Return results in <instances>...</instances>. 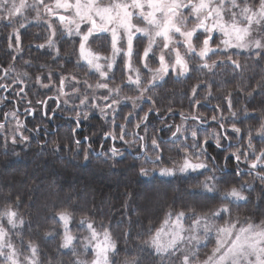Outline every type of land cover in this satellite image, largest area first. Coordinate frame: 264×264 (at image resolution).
<instances>
[{
	"label": "snow or ice",
	"instance_id": "snow-or-ice-1",
	"mask_svg": "<svg viewBox=\"0 0 264 264\" xmlns=\"http://www.w3.org/2000/svg\"><path fill=\"white\" fill-rule=\"evenodd\" d=\"M26 12L35 13L36 26L46 33L43 42L34 47L42 50L40 55L50 59L59 71L47 63L33 70L31 60L24 61L23 72L16 71L17 56L22 58L25 51L22 37L33 26ZM0 26L10 29L5 40L13 62L7 67L0 65L4 73L0 80L11 77L12 83L26 86L32 80L31 86L55 91L46 99H29L21 113L12 100L19 97L23 101L29 93L23 87L17 91L11 84L0 83V89L15 93L12 99L0 97V103L10 107L9 111L0 109V148L5 155L10 146L18 155L14 146L30 145L41 134V128L28 127L27 117L34 120L40 115L50 120L62 104L64 110L74 113L69 143L63 147L72 150L74 146L77 155L83 152L84 161L94 153L105 161L119 162L125 156L118 146L122 144L138 153L136 160H142L140 176L204 177L197 185L199 191L190 193L195 202L180 209L170 208L151 237V248L162 264L165 260L170 264H264V219L256 222L250 216L241 219L234 215V210L251 203L254 182H260L264 194V107L256 115L242 103L259 96L264 105V75L252 87L245 80L248 65L241 62L243 57L264 65V0H0ZM96 40H102L103 45L94 50ZM66 64H72L75 70H69ZM228 69L233 80L239 82L216 97V77ZM194 72L203 79L195 77L197 82L190 93H183L187 111L183 105L176 110L173 100L166 102L157 90L170 81L180 82L182 77L191 80ZM213 99L218 102L208 108ZM48 101L56 108H50ZM200 109L211 114L205 115ZM97 113L103 121L99 152L92 147L97 142L93 139L96 133L79 137L78 132ZM176 117L179 123L168 122ZM246 120L258 121L259 126L245 128ZM51 143L53 152L61 151L60 141ZM212 143L225 152V167L234 164V179L217 175L224 168L208 152ZM47 144L45 141L42 148ZM168 145L179 156H169L170 165L165 160L171 150ZM19 206L17 196L14 204L0 207V264H43L39 245L34 240L25 243L22 238L31 224H27ZM52 213L53 227L44 235L55 239L59 234L55 225L62 228L58 254H70V264H115L120 251L118 237L108 227L101 224L98 228L83 216L79 223L87 234L78 246V237L70 227L73 212L69 207H54ZM213 234L215 246L201 259L199 249L207 246L203 242ZM123 235L127 241L128 234ZM89 254L90 260L81 258ZM48 264L62 262L51 258ZM124 264L141 261L129 254Z\"/></svg>",
	"mask_w": 264,
	"mask_h": 264
},
{
	"label": "trees",
	"instance_id": "trees-1",
	"mask_svg": "<svg viewBox=\"0 0 264 264\" xmlns=\"http://www.w3.org/2000/svg\"><path fill=\"white\" fill-rule=\"evenodd\" d=\"M37 30H42V28L35 24L22 37V44L26 43V45H23L25 51L22 58L18 56L15 61L19 68L16 67L17 70L23 72L26 68L24 61L31 60L33 70L41 64L47 63L51 69L59 71L50 59L40 55L42 50H38L32 44L37 40L35 33L43 36ZM5 36V29L0 28V65L7 67L11 63V58L7 54ZM29 45H33L31 53L28 51ZM65 50L69 51L70 49L66 48ZM241 62L248 65V71L245 72L246 82L255 87L256 81H259L264 75V65L254 64L251 59L245 60L243 57ZM71 65L66 64L65 66L69 70H75L73 65L72 68L70 67ZM117 73L119 77V72ZM3 75V71L0 70V76ZM192 76L194 78L191 80H185L182 77L180 82L170 81L163 89L157 91L165 97L166 102L168 99L173 100V107L176 110H180L183 105L184 110L187 111V100L184 99L183 93L186 91L190 93L191 86L197 82L195 77H200V74L194 72ZM200 78L203 79V77ZM216 79L217 84L214 88L216 97H222L239 82L233 80L231 69L221 70V75L217 76ZM1 82L6 81L0 80ZM27 85H16L18 89L23 87L25 92L29 93L23 100L24 103H27L29 99L35 101L53 96V92L40 89L38 85L31 86L32 80H28ZM2 91L4 90L0 89V92ZM203 95L201 93L202 97ZM217 102L213 99L207 107L211 108ZM12 103L15 104L13 100ZM48 103L50 108H56V104L52 101H48ZM242 103H247L249 111L256 115H260L261 108L264 107L259 96L250 102L242 100ZM0 107L4 111L7 109L2 103H0ZM60 108L62 109V105ZM58 109L56 108V111ZM200 111L204 110L200 109ZM50 114L51 112H49V116ZM204 114L210 115L211 113L204 111ZM44 119V117L37 115L34 120L32 117H28L27 121L30 128L34 125L40 128L41 124L45 122ZM178 120L179 117H176L174 123H178ZM46 121L52 122L47 118ZM102 123L103 121L98 118V115L91 117L88 121V129L92 133L89 136L96 133L93 139L97 142L93 143V146L97 148ZM153 123L156 124V121L154 120ZM258 126V121L253 120H246L243 125L245 128ZM58 129V131H53L47 147L44 148H42L44 144L42 143L44 140L42 134L39 135L37 141H31L30 145L20 143L14 146V152L18 155L13 154L12 146H10L7 155L0 148V207L9 203L14 204L17 196L20 197L19 211L27 224H31V229L26 228L22 233L25 243L34 240L39 245L43 264H48V260L51 258L61 260L62 264H70L72 259L70 254H58L62 228L55 225L56 232L59 233L55 239L44 235L53 227V208L69 207L74 215L70 227L78 237L76 241L78 246L87 234L80 227L79 222L83 216L87 215L95 226L99 228L103 224L113 232L114 237H118L117 244L120 251L115 258V264H124V260L129 254L139 259L141 264H162L160 256L151 248V237L161 227L165 213L170 208L180 209L185 204L191 205L195 202L190 193L199 191L197 185L204 180V177L200 176L197 179L195 174L192 175V178H185L181 174H177L176 177H160L158 174L143 177L138 174L142 160H136L130 153H126L119 162L105 161L104 158H98L93 153L86 162L83 159V152L77 155L74 146L72 150L63 147V144L69 143L71 127L68 122H62ZM208 131L211 132L212 129H208ZM86 132L88 135L89 131ZM52 141H60L61 151L53 152ZM168 148L171 150L166 153L165 160L170 165L171 160H168V157L179 159V156L172 145H168ZM208 152L210 156L216 158L215 162L224 168V171H218L217 175L229 180L234 179L231 176L234 164L228 163L226 167L224 165L225 152L215 149L214 143L209 145ZM228 167H230L229 170H227ZM245 180H250V177H245ZM254 183L256 190L250 194L251 203L246 207L234 210V215L238 214L241 219L250 216L259 222L260 219H264V194L260 192V182ZM245 195L248 196L249 193L245 192ZM125 232L128 234L127 241L123 235ZM14 240L19 243V238L14 237ZM215 240L213 243L210 237L208 238L209 244L211 242L215 244ZM78 250L82 252V248H78ZM138 250L142 251L138 252ZM203 251V247L200 248V256H202ZM60 252L64 253L66 250H60ZM81 258L90 260L91 255H82ZM163 264H170V262L165 260Z\"/></svg>",
	"mask_w": 264,
	"mask_h": 264
},
{
	"label": "rangeland",
	"instance_id": "rangeland-1",
	"mask_svg": "<svg viewBox=\"0 0 264 264\" xmlns=\"http://www.w3.org/2000/svg\"><path fill=\"white\" fill-rule=\"evenodd\" d=\"M46 2H47V0H46ZM29 3H31V0H29ZM25 15L27 16V18H28V20L29 21H32V23H33V26H35V24H36V22H35V20H34V17H35V13L34 12H26L25 13ZM0 28H3L2 26H0ZM5 31H6V34H7V32L8 31H10V29H5ZM38 32L40 31L41 33H42V35L44 36V35H46V33L45 32H43L42 30H37ZM35 36H40L41 37V35L39 34V33H35L34 34ZM42 36V37H43ZM42 37H41V39H37L35 42H33L32 44L33 45H35V44H38V43H41V42H43V39H42ZM102 44H103V42H102V40H96V42L95 43H93V45H92V48L95 50V49H97V48H101L102 47ZM23 45H26V43L25 44H22V47H23ZM14 55H15V53H14ZM18 57V56H17ZM11 63H13L12 62V60L10 61ZM74 62V61H73ZM68 65H70V64H68ZM18 68V66H17V64L15 63V68ZM71 68H72V65L70 66ZM17 68H16V71L17 72H19L18 70H17ZM19 69V68H18ZM73 70V69H72ZM80 76H81V79H83V74L81 73L80 74ZM117 79H119V77H118V73H117ZM6 82H1V83H5V84H8V83H12V81H11V78H9V79H7V80H5ZM8 82V83H7ZM17 84H11V86H12V88H15L17 91L19 90L18 89V86H16ZM129 95H133V93H131V92H129L128 93ZM15 95V93H12L11 95H10V93H8L7 91H2V92H0V97H11V99H12V96H14ZM53 95H55V91H53ZM17 101H19V97H16V99H14L13 100V102L16 104V107L19 109V111L21 112V113H23V109H24V107H27L28 106V104L27 103H24V101H19V103H17ZM3 104V103H2ZM62 105V104H61ZM5 107V106H4ZM5 108H7L6 109V111H9L10 110V107H5ZM0 109H1V107H0ZM59 109H61V108H59ZM62 111H64V113H70V114H72V115H74V113H72V112H70V111H67V110H64V106L62 105V109H61ZM96 115H98V118H100V116H99V113H97ZM95 116V115H94ZM57 116H54V119L52 118V119H50V121H54V122H56V120H57ZM25 119V116L24 115H21V120H24ZM27 119H28V117H27ZM101 119V118H100ZM180 121L178 120V123H179ZM48 125H49V127L50 128H53L52 126H51V124L50 123H48ZM28 127H29V125H28ZM72 127H73V125H72ZM71 127V128H72ZM30 128V127H29ZM89 131V134L88 135H90V134H92L91 133V130L90 129H86L85 130V132L86 131ZM26 134H28V135H32V134H30V133H26ZM46 135H47V133H46ZM51 135H53V134H48V140L46 139H44V140H42V143H44L45 141H48L49 142V138H50V136ZM79 137H81V134H79ZM41 139V138H40ZM37 141L38 139H33L32 141ZM20 144V143H19ZM18 144V145H19ZM119 146V145H118ZM84 147L85 148H87V144H85L84 145ZM93 149H95V151L96 152H98L99 151V149L97 148V147H93ZM230 167H228L227 169H229ZM4 223L6 224V221H4ZM187 226V225H186ZM212 236H214V237H211L210 236V239H211V241H213V240H215V234H213ZM213 238V239H212ZM165 239H167V237L165 236ZM203 243H206V247H203V249H204V251L202 252V256H200V258L201 259H204V258H206V256H207V254H210L211 253V250H212V248L215 246V244H213L214 243V241H213V243L211 242L210 244H209V241H206V242H203ZM209 245V246H208ZM201 247V248H202ZM199 253H201L200 252V249H199ZM91 259V258H90Z\"/></svg>",
	"mask_w": 264,
	"mask_h": 264
},
{
	"label": "flooded vegetation",
	"instance_id": "flooded-vegetation-1",
	"mask_svg": "<svg viewBox=\"0 0 264 264\" xmlns=\"http://www.w3.org/2000/svg\"><path fill=\"white\" fill-rule=\"evenodd\" d=\"M50 116H52V113L50 114ZM54 116H57V120L56 122L52 121L50 124L53 128H50L49 125H48V122L46 121V118L44 119L45 122L41 124L40 128H41V135L43 137V139H48V134H52L53 131H58L59 129V126L61 125L62 122H68L69 126L72 127L73 125V116L72 114L70 113H64L62 110L58 109V111H55V115ZM54 116L52 117L54 119ZM169 123H174L175 120H169L168 121ZM88 128V121L84 122L83 126L78 130L79 134H81V137H83L84 135H87L88 132H85V130ZM58 129V130H57ZM45 132L47 133V135L45 134ZM163 135V134H161ZM89 136V135H88ZM45 137V138H44ZM165 139H167V137H165ZM94 145V144H93ZM92 145V147H94ZM119 147H121L124 151H125V155L126 153H130L132 154L134 157H136L138 155V153L134 150V149H127L124 145H119ZM98 149L100 151V147L98 146ZM216 149V147H215ZM134 150V151H133ZM98 151V152H99ZM225 165V163H224ZM230 169V168H229ZM227 169V170H229Z\"/></svg>",
	"mask_w": 264,
	"mask_h": 264
}]
</instances>
